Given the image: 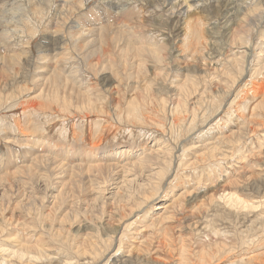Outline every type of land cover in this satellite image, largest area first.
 <instances>
[{"label":"rangeland","instance_id":"1","mask_svg":"<svg viewBox=\"0 0 264 264\" xmlns=\"http://www.w3.org/2000/svg\"><path fill=\"white\" fill-rule=\"evenodd\" d=\"M13 1H21V0H13ZM75 1L76 3L80 2V0L79 1L75 0ZM106 1H110V0H106ZM111 1H113V3L115 4L110 7L106 5L104 0H84V1L81 0V2H85L84 8L82 10H78V12L76 13L77 16L72 17V18H76V20H78L79 22H84V19L89 18V14H93V19H95L94 20L95 24H94V31L91 32V36L86 37L85 40L80 42L82 43V45L79 44L73 46L74 44L70 43L69 47L71 48L68 49V52L70 53L72 52V54L75 53L74 56L76 58L78 57L77 60L80 61L78 63L79 64L81 63L80 64L81 79H79L80 84L74 82V80L71 79V81H67L66 83L67 86L65 89H59L60 98L63 97L67 99L70 103L72 101L71 106H69V104L68 106L67 105L65 106V107H69L67 111L62 109L61 105L63 104L59 103L58 101L56 102L55 100L51 101L52 97L56 94L58 90L59 78L57 77V75L56 77L51 79L47 87L48 95L51 97V99H48L49 100L48 101L47 99L43 100L45 97L44 98L41 97L38 100L40 103H43V108L42 111H38L37 113L40 114L43 113L42 114L43 118L42 116L36 117L31 113L24 114L21 111L15 110L16 108L12 106L13 103L11 102L3 105V106H8V109L0 108V264L26 263V262L22 263L21 261H19L17 257L15 258L13 257L12 254H10L11 249H14V246L16 244L23 245L24 247L30 246L28 247L30 248L29 250L33 251L34 253L36 252V248L40 244L41 246L44 247V249H46L51 254L52 257L61 258L62 260L65 261L69 260L72 264H76L75 263L76 260L78 258L81 259L83 256V249L82 246H80V244L83 242V237L88 236V234L89 235L93 234V238L98 242L99 247L97 246V248L100 251V256L97 258H95L94 256H92V258L89 256L87 257V260L91 258L89 260V264H106V261L108 264L109 263L123 264V259L125 260L132 259L134 261L132 260L131 261L135 264H143V263L144 264H178L177 260L179 258L178 254L180 252H178L179 250L177 251L175 249L180 248L181 235L182 238L187 243V246H189L190 248L189 254L190 257L193 259L192 261H194V259H196V257L201 253H213L214 250L216 251V249L219 248L221 249V256H223V258L221 259V261H214L215 262L214 264H219L221 262L224 263L225 261L224 254H226V252H229V254L226 255L228 256L232 255L231 257H229L228 262L226 263L229 264L230 261H235L234 257L235 256L237 257V255H239L238 253L246 254L251 249L253 250V248L254 250L257 249L256 251H264V247H263L264 245L259 244V240L264 239V155L260 152V151L264 152V144H263L264 126L259 125L258 122L259 120L262 121L261 114H263L264 117V109L263 108L261 110L254 109L253 107L255 102L254 103L252 102L251 106L250 107L247 106L248 108L246 109L240 110L239 108H237L239 109V111L237 109L233 110L235 114L233 113L234 115L232 114L231 116H228V117H233V120L232 118L227 117V119L230 122H228V120L225 121L226 119L225 120L222 119L221 122L224 123L225 121V123L221 124V122H219L218 120L219 118H215L213 125H216L217 123H215V121L217 122L218 120L219 126L216 125V127L214 128L215 132L212 133V135L214 134V136H210L202 139L198 138L200 139L198 141L200 142L199 144L201 145H204L208 141H214V140H216L215 143H217L218 141H221V139L223 140L222 137L227 135L230 136L229 137L230 141L231 140L233 141V143L231 141L230 144L231 143L234 144V145L232 144L231 145L228 144V145L234 147H239L242 145L241 147H239L240 152L242 153L246 152L247 155L250 153L251 154L255 153L259 155V153H261L260 155L261 156L263 155L261 158L260 157L258 158L253 154L252 155L254 156L253 158L252 156L249 157L253 165L252 163H250V161L248 162L249 165L248 164L245 165L244 162H247V161L243 162L245 158L237 159L236 157H233L231 155L229 156V153L227 151H224L226 154H228L223 156L227 160L224 159L223 157H219L222 159L220 160V162L216 161L217 163L216 165L215 164L207 165L209 161L208 160L205 163H203L202 161L197 162L196 164L197 167L195 170L179 169L180 171L179 175L178 174L176 175L175 171L172 170L173 172L171 171L169 173L168 176L169 179L168 178L164 179V182L161 185L162 188L158 189L155 192L154 196L148 193L149 197H147V199H144V193L142 192V189L138 187L137 182L143 185L144 184L148 185L147 183L149 180L148 175L150 172H147L148 170H140L139 167H134V166H128L126 170L124 168L121 169L122 166L120 164H125L124 161L126 160L139 159L142 149L148 146H155L156 143L154 142L155 137L163 138L165 136V140H166L170 135L167 130V127H166L167 132L165 133H162L161 128L158 131L149 129L148 130L149 133L147 135L145 134L142 136L140 135L141 132L140 128L138 129V127H135L134 129L132 128L131 131H128L126 130L127 129L126 125L123 123L122 126L119 125L120 127H122L121 128L122 131L120 129H117L114 132L113 130L110 131L112 133H108L103 128L104 125H106V123L108 122L107 120H105L102 122L103 130L100 135H103V133L105 132L106 134H104V138L101 140V142L97 143L99 137L92 138L94 137L92 135L94 134L97 136L98 132L92 133V135L88 134V136L85 139H84L85 137L84 135L83 138L81 139L80 131H82V129L80 128V125L85 121L83 120L80 121L78 119L72 118L73 119L72 122L71 119L72 116L78 115L74 113L76 109L75 106L77 104L82 105L86 103L88 100L86 94L88 92L87 87H89L90 80L91 83L92 82L94 84L96 83L95 85L92 83L95 86L94 90L92 91V93L95 92L94 93L95 96H93L94 100L98 104L104 102L106 103L105 106L108 107L111 106L110 102L107 101L108 93L106 88H108L109 85H111L112 83L109 81L105 82L104 80H101V82H99V78L101 77L100 72H98V74L96 75L94 72L90 73L91 71L90 69H88L90 68V64H91L90 60H94V61L100 60L99 63L102 61L103 64H107L108 63L107 61L109 59H112V61L115 60L116 63L115 67L116 69L119 68V76H121V73H123L121 77L126 79V80L123 79V83L126 82L131 84L133 90L137 92L139 89L137 84L140 83L141 85L142 83L141 81H143V79H146L143 76L148 74L150 75L151 72L153 74V70H154L153 67L154 63L153 61H151L152 58H150L149 56L145 57V60L148 61L147 67H149V70L147 74L145 73V71H140L141 75L139 79L141 80L138 81L139 79L138 80L136 79L137 83L136 80L134 81V79L138 76H136L137 74L133 73V71L136 72L137 68H139L138 63L141 61L142 58V56L141 58H138L140 57V55L138 54L139 53L138 48L142 45H148L149 47L153 48V46L156 43L157 45L158 43L159 45L160 43H164L163 46L164 47L167 46L166 47L167 51L169 50L168 52L171 53L170 56L172 57V61L170 62V65L166 64L169 67L167 68V66H164V68L166 70L167 69L170 70L174 68L175 71L177 72L176 79L178 80V83L182 84L184 89L191 88L192 82L187 81L186 75L190 73L192 77L195 78L198 77V71H195V67H196L195 64L200 65L198 63L203 61V63L206 62L205 65L215 63V66H217V63L220 64L226 55L233 54L230 52L229 46H227V42L229 43L230 39H228V36L225 35L224 33L225 31L222 28L224 21L223 16L225 15L228 7L231 8L235 6L234 10L237 15L242 10H244V14L246 13L247 15L246 16L247 25L249 24L248 26H250L249 28L252 29V33L254 32L253 34L255 37L252 38L254 42L255 41L257 42L259 39L262 40V38H264V0H255L252 1L251 3H246V0H203L200 1V4L203 2L202 3L203 5L201 4L199 6L195 5L197 3H194L192 5V8H189V10H187L186 8V10H184L186 12H184V16H182L183 19L190 17L189 21L193 22L190 25V27H189V22L185 23V25H180L178 21H174V19L181 17L178 14V9L172 10L173 8L177 7V5L174 4L176 3L177 0H172V1L137 0L136 2H131L130 0H119V3L118 0H111ZM163 1L164 2L167 1V2L164 3ZM243 1L245 2L244 4ZM170 3L173 7L170 5ZM41 5H45L44 3H41V0L39 1L37 0L36 3L34 4L35 8ZM68 8L69 6L65 10L66 13L62 12V16L64 15L69 17L70 13H68L69 10ZM45 10L46 12L43 15L47 16L46 20H48L49 10L47 7L45 8ZM62 10L63 9H60V11ZM53 11L54 10L51 8L50 12L53 13ZM174 15H176V17L174 19H171V17ZM29 18L32 19L31 13L29 14ZM257 22H259V24L261 25H259ZM182 26H184L185 28ZM188 28L192 29V30L189 29L190 33L187 30ZM197 28L201 31V35L204 36L203 47L197 44V40H196L197 38L195 35L197 32ZM65 32H67V29L65 30ZM98 33H100V35ZM131 34H133V36ZM40 36L37 37L33 46H31L33 53L35 55L34 60H37V56H38L37 47L39 46L40 43ZM97 37L98 38L100 37V39H96ZM185 38H187V40ZM260 40L256 43V44L260 43L256 47L258 51H260V48H262L261 47L262 41ZM186 41L187 43L185 44ZM103 42H105V44ZM129 43L134 44V45L132 44L134 47L130 52H128V46L130 45ZM86 44L87 46L93 47L94 50L91 47L89 48L86 46L87 47L86 48L84 46ZM236 44H237L236 46H238L239 44V47H241L240 49H244V47L242 46H245V44H241V43H236ZM96 45L98 47L97 50L99 52L96 50L97 47L95 48ZM103 45H105L104 50L100 49L102 48ZM186 46H188V50L190 52L186 49L187 48ZM192 47L195 48L193 49ZM190 48L193 51L199 49V53H197L199 54V59H195L198 58L196 57V55H194V57L189 56L191 52L194 53L193 51L190 50ZM124 49L125 51H123ZM57 50L54 51L55 53L52 52L53 55L52 58H57L58 56H61L60 53L61 50L60 49ZM84 50H86V52H88L89 50L90 51L93 50V51L88 52V54H86V52L84 53L82 52ZM103 51L107 52V55L110 54V56L104 54ZM27 52L28 54H30L31 50H27ZM174 52L175 54H173ZM90 54H92V56H90ZM85 55H88V57L86 58ZM101 55H103V57H101ZM83 57H85L86 59H84ZM121 57L122 60L120 61ZM124 58H126L125 59L126 64L125 61L123 60ZM200 59L203 60L200 61ZM127 60H129V62ZM123 61L124 63H122ZM41 62L42 61L38 63L40 64ZM132 63L134 64L132 65ZM148 63L152 64V66L150 67V64ZM123 65H125V67ZM215 66L214 64H212L210 69L212 67L215 68ZM21 67H23L21 71V78L18 79V82L20 83L16 84L15 81L11 80L8 81L9 83L8 85L0 87V100L2 101L6 100V98L10 96L11 92L18 87L17 85H25L26 83H31L30 81L31 73L28 70V66L25 64L22 65ZM25 69L27 70V72L25 71ZM5 70H7L8 72ZM109 71L110 69H106L104 74H108ZM69 72L70 69H67V73L65 74H68ZM6 73L7 75L13 74L12 71L9 70V66L7 64H5L4 62H0V75H1L0 80L4 77V75H6ZM127 75H129L131 78ZM132 76L134 79L132 78ZM217 76L221 78L220 73H217ZM176 79L173 80L177 81ZM131 81L135 83H132ZM163 82H165L164 83L165 86L163 83H161L156 87H154L155 95L161 97H167L168 99H171L173 88H170L168 86L171 81H163ZM212 82L215 83L214 80ZM213 85H217V84L215 83ZM33 88L36 89L37 87L34 86ZM38 92L39 91H37L35 94L37 95ZM109 92L114 94L115 91L113 90ZM198 98L199 97H197V95H192V98H190L188 103L190 102L194 103V101H196ZM23 99L24 98H22L21 101H25ZM229 100H231V98ZM258 100H261V96H259V99H257V101ZM28 101H33V98L26 99L24 103H27ZM45 109H48L49 111L47 110L46 112ZM202 109H204V107L200 109L199 114L203 111ZM10 110L12 112H10ZM224 112L222 111V114H224ZM37 113L34 114L36 115ZM237 115L239 116L241 115V118H239V116ZM63 121L65 122L62 124ZM74 123L76 124L77 129L74 126ZM95 123L92 121L91 125L93 126ZM118 124L120 123L118 122ZM247 124H249L250 126L252 125L257 126L256 129L259 130L252 134L248 133L247 128L243 127L244 125L247 126ZM204 127L205 125L201 124V129L198 132V134L200 133L199 136L202 133L206 132L207 128ZM238 127L239 128L242 127L243 130L246 129L244 131L242 130V132L243 135L247 134L246 138L248 140L246 139H245L246 141L242 140L241 143L239 142L241 145L239 144L238 146H235L234 142L237 141L238 143V139H236V135L233 134L234 132H232V130L238 132L239 130ZM197 130H199V127L195 129V131ZM219 133L221 135H219ZM259 134L261 135L259 136ZM184 136L185 134L182 135V137ZM26 137L39 139L40 144L42 145L44 144L43 146L37 144L38 146H41L40 150L49 145L50 147L45 148L44 151L47 150L50 156L52 155L56 156L55 154L57 152V149L56 148L54 149L52 146L57 145L56 147H58V145L61 142L63 144L67 143L70 145L77 143L81 146L82 144L86 145L88 143H91V141H94L96 142L95 144H100L105 148H109L113 145H116L115 147L117 148V150L123 147H125V149L126 148L128 149L129 146H132V149L134 148L133 149L134 154L133 156L132 154L130 155V158L132 159L120 160L118 158L115 160H110L109 162H107V165H105L104 161L103 162L93 161V160L91 161V159L83 161L82 159L80 160L77 158L73 160V162L67 161L69 163V166L70 164L73 165L79 163L84 167L80 169L76 168L77 171H79L77 172L72 168L69 169L70 167L67 166L68 167L67 170H69L70 172L66 170L67 173L64 172L63 174L61 173L60 175L59 170L57 169V165L53 164L52 161L46 162L45 158H43L45 160L40 158L34 159L38 154L41 155V153H43L44 151L39 152V150L31 149L32 151L30 152L32 154L29 153L27 154L24 152L23 146L18 143H21L24 140H26L27 139ZM261 137L263 138L260 139ZM217 138L220 140H218ZM48 140L50 141L49 144L47 143ZM222 145L221 146L223 149L226 144L224 143ZM252 149L254 151H252ZM223 150H226V148H224ZM201 151L204 153L207 152L205 150H201ZM201 151H199L198 153H201ZM196 155L199 154H197L196 152L194 157ZM194 157L193 159H195ZM227 157L231 160H229ZM118 161H120L118 166L121 167L113 166L111 168L110 166H108L111 162H118ZM91 162L92 163L94 162L93 164L100 163V166H97L99 168L93 166L92 169V165H90L92 164ZM32 163H33L32 172H27V169L25 167L31 165ZM200 163L204 165L203 168H205L206 170L203 169V171L205 173L201 170L202 167ZM88 165H90L89 167L90 171L87 170L88 167L86 166ZM209 166H214V168H216L213 169L214 173L213 171H211V169L209 170L208 168ZM23 167L25 169H22ZM152 167H155V165H153ZM18 168L21 169V172H19L20 169ZM84 168L86 170H84ZM45 169L48 170L46 171ZM22 170H24L25 172H23ZM47 172H49L51 175ZM181 173L183 174V176L180 175ZM136 174L139 175L137 176ZM200 174L203 175L202 180L199 179L201 182L198 180ZM230 174L232 177H229ZM209 175H213V178H211V176ZM135 177H137L136 183L130 184V182H128V179ZM174 177L177 178L182 177V178L181 179L178 178L180 181L177 180L174 182L175 183L174 187L172 185V182L169 184L168 188L165 187L167 185V182L173 179L175 180ZM230 179L239 180L236 181L234 185L237 186L240 193L244 194L243 196H245V198L253 200V202L256 205L255 208L249 210L248 209L237 210L236 208L232 207L230 201L210 198V194L215 191L214 189H217L221 184H224L225 182H229ZM122 180L126 182H123ZM198 181L200 184L198 183ZM187 189L189 190L188 192L190 194L187 192L186 195L184 196L180 195V193H183ZM196 190H199L201 194H205L206 197H209L205 199L206 206L200 212L198 211L192 212L193 206L196 204V202L192 203V201L189 200L190 197L188 198V195L191 196L192 193H194L193 191ZM150 191L151 188L149 187L148 192ZM137 192H139V194ZM117 193L119 195H116ZM116 196L118 197L116 198ZM129 198L131 201L129 200ZM138 201L139 202L141 201L143 203L141 205H138L137 204ZM181 204H183V206L181 209H179ZM133 206L134 208H132ZM157 206L161 208H156ZM124 207L128 208L127 209L128 211L123 212L122 209ZM130 208L131 210L133 209L132 210L133 213L130 212ZM165 208H168V210L164 214L163 212ZM117 209L120 212H118ZM110 211L112 212L110 213ZM142 214H144L143 216L144 218L142 217L141 219H138L139 221L135 225H133L128 231L129 236L134 235L132 236L133 238L131 236L128 237L127 235L126 237L127 239H125V241L126 240L127 241L125 244L122 245L123 249H121L119 255L114 257L115 251L117 250L119 244L118 238L121 235V231L118 235V231L120 230V225L124 226L126 223L130 222L132 219L137 218L138 215L140 217ZM158 215L170 216V220L165 219L163 222V220L159 219V221L161 222L157 221L155 225H151L150 219ZM202 216H205L203 220L199 224L193 225L195 222V218H200ZM107 217H109L110 219ZM135 227H137V231H140L141 228L144 229L147 228V229H145V231L142 232L139 237V235L135 232L136 230ZM165 228H168V230L170 231L169 232L167 230V232L170 233L169 235H171V236L168 235V237L171 239V242L170 239H167L169 241L166 242L169 243L167 244L165 242L166 245L165 244L162 245L164 249L159 247L158 249H156L155 247L156 251L157 250L158 251L156 253L152 252L150 254L147 253V251L145 250L141 251L138 249L135 250V248H133L134 253L132 255L131 253L130 255L128 254L129 249L131 247H127V246L137 245L141 247V245H138L137 243L139 242L142 243L141 241H143V239L148 240L147 242L143 243L145 245L148 242H150L151 238L154 236L155 238H153L154 242L152 243V246L153 244L158 245L159 241H155V239L157 237L160 238L162 237V233L166 231ZM121 230L123 231L122 228ZM104 241H107V243H109L110 241L112 242L110 243L111 244L110 249L106 250L105 248L106 245H104ZM257 241L259 246L255 247ZM252 242L255 245L254 244L252 245ZM170 243L171 244L175 243L173 244L175 246V249L174 246L172 245L173 252L170 250L168 246L171 245ZM250 245H252L253 247L249 248ZM100 246L102 248V251ZM3 249H9V251ZM248 255H250V253ZM111 261L114 262L112 263ZM51 262L47 260L46 261L34 260L31 262V264H57L54 261Z\"/></svg>","mask_w":264,"mask_h":264},{"label":"bare ground","instance_id":"2","mask_svg":"<svg viewBox=\"0 0 264 264\" xmlns=\"http://www.w3.org/2000/svg\"><path fill=\"white\" fill-rule=\"evenodd\" d=\"M36 1L37 0H21V1L0 0V62H4L5 64H7L9 66V70L12 71V73H13V74L10 73L11 75H7V73H6V75H4V77L0 80V87L8 85L9 84L8 81H11V80L15 81L16 84L20 83V82H18V79L21 78V71H22V68L24 67V66L21 67L22 65L26 64L28 66L29 72L31 73V78H30L31 83L25 82L26 83L25 85H17L18 87L15 90H13L12 92L10 91L11 94L9 97L6 98V100H4V101L0 100V108L8 109V106H3V105L11 102V103H13L12 106H14L16 108L15 110L21 111L24 114L31 113L32 115H34L36 117H40V116H42L43 113L40 114L37 112L42 111L43 103H40L38 100L41 97H43V98L45 97L43 100L51 99V97L48 95L47 87H48V84L50 83L51 79L56 77V75L59 78L58 90H57L56 94L52 97L51 101L55 100L56 102L58 101L59 103L63 104L61 106H62V109L65 111H67L69 108V107H65L66 105L67 106H68V104H69V106L72 105V101L70 103L67 99H65L63 97L60 98V94H59V89H65L67 86V84H66L67 81H71V79H73L74 82H77L80 84L79 79H81V68H80L81 63L80 64L78 63L80 61L77 60L78 57L76 58L74 56L75 53L72 54V52L71 53L68 52V49L71 48V47H69L70 43L74 44L73 46L79 45V44L82 45V43H80V42L85 40L86 37L91 36V32L94 31V24H95L94 20L95 19H93V14H89V18L84 19V22H79L78 20H76V18H72L74 16H77L76 13L78 12V10H82L84 8L85 2H81V0H80L81 3L80 2L76 3L75 0H41V3H44L45 5H41V6L35 8L34 4L36 3ZM82 1H84V0H82ZM130 1L136 2L137 0H130ZM167 1H172V0H167ZM200 1H203V0H179V1L177 0L176 3L173 2L174 4L177 5V7L173 8L172 10L178 9V14L181 17L174 19L176 17V15H174L171 17V19H174V21H178V23H180V25H185V23L189 22V27H190V25L193 22L189 21L190 17L183 19L182 16H184V12H186L184 10H186V8H187V10H189V8H192V5L194 3H197L195 5H198V6L201 5L203 2L200 4ZM252 1H255V0H246V3H251ZM104 2L106 3L107 6H110V7L115 4L111 0L110 1L104 0ZM104 2H102V3H104ZM166 2H164V3H166ZM118 3H119V0H118ZM244 3L245 2L243 1V4ZM170 5H171V3H170ZM247 5H249V4H247ZM68 6H69L68 13H70L69 17L64 16V15L62 16V12L66 13L65 10ZM46 7L49 10L48 20H46L47 16L43 15L46 12V10H45ZM234 7H231V8L228 7L227 8L226 13L223 16L224 21H223V26H222V28L225 31L224 32L225 35H227L228 39H230L229 43L227 42V46H229V50L233 54L232 55H230V54L226 55L220 64L216 62L217 66H215V63H212L215 66V68L212 67L214 69H212V68L210 69L212 64L205 65L206 62L203 63V61H202L203 59H200V61H202V62L199 61L200 63H198V64H200V65L195 64V66H196L195 71H198V77L197 78L192 77L190 75V73H188L186 75L187 81L192 82L191 88H185L184 89L182 84L178 83V80L176 79V76H177L176 73L177 72L175 71L174 68H172L170 70L167 69L168 71L164 68V66L170 65V62L172 61V57L170 56L171 53L168 52L169 50L167 51L166 45H165L166 47L163 46L164 43H160V45H159V43H158V45L156 43L153 46V48L149 47L148 45H142L138 48V52H139L138 54L140 55V57H138V58H141V56H142V58H141V61L138 59L140 61V62L138 61L139 63L137 62L139 68H137V70L135 69L136 72L133 71V73H136L137 74L136 76H138L135 79L133 78L134 75L132 76L134 81L136 79L137 80L139 79V77L141 75L140 71H145V73L147 74V72L149 70V67H147L148 61L145 60V57L149 56L150 58H152L151 61H153V63H154V65H153L154 70H153V74H152V72L150 73L151 76L149 74H148L149 76L148 75H145L146 77L143 76L146 79H143V81H141L142 82L141 85H140V83L137 84L139 87V89L137 87V89H138L137 92H135L133 90V87L131 86V84L126 83V82L123 83V79H125V78L121 77L123 74L121 72H120L121 76H119V68L116 69L115 60L112 61V59H109L107 61L108 62L107 64H103L102 61L99 63V61H100L99 59H98L99 61L87 59V60L91 61L90 62L91 64L89 63L90 68H88L91 71L90 73L94 72L95 75L98 74V72L101 73V74L99 73L101 76L99 78V82H101V80H104L105 82L109 81L112 83L111 85H109L108 88H106L107 93H108L107 101L110 102L111 106H109V107L105 106L106 103H104V102L98 104L94 100L93 96H95L94 95L95 92L92 93V91L94 90V88H95L94 85L96 83L94 84L92 82L94 84L93 85L91 83V80H90L89 87H87L88 92L86 94V97L88 99L87 102L82 104V105L77 104L75 106L76 109H75L74 113H76L78 115L71 117V119L75 118V119H78L80 121H82V120L85 121L80 125V128L82 129V131H80L81 132V134H80L81 139L83 138L84 135H85V137H84V139H85L88 136V134L92 135V133L98 132V135L96 136L93 134L92 136H94V137H92V138L99 137V140H97V143H99L104 138V134H106V132L112 133V132H110L112 130H113V132L117 129L121 130L122 127H120L119 125L122 126L123 123L126 125V128H127L126 130H128V131H131V129L132 128L134 129L135 127H138V129L140 128V131L144 132V133H141L139 131L140 135H142V136L145 134L147 135L149 133V131H148L149 129L154 130V131L155 130L158 131L160 128L162 130V133H165L168 130V132L170 134L166 140H165V136L163 138L162 137H160V138L155 137V139H154V142H156L155 146H148V147L142 149L139 159L126 160V161H124L125 164H120L122 167L118 166L120 161L111 162L108 165L111 168L113 166L114 167L116 166V167H121V169L124 168L125 170H126V168H128V166L139 167L140 170H148L147 172H150L148 175L149 176V180L147 182L148 185H145V184L143 185V184H140L139 182H137L138 187H140V189H142V192L144 193V199H147V197H149V194L154 196L155 192L158 189L162 188L161 185L164 182V179L168 178L169 173L172 170L175 171L176 175L177 174L179 175V173H180L179 169H183V170L193 169V170H195L197 167L196 166L197 162L202 161L203 163H205L208 160L209 161H208L207 165H209V164L210 165H214V164L216 165L217 164L216 161L220 162V160L222 159L219 157H223L225 155H228L224 151H227L229 153V156L231 155L233 157H236L237 159L238 158L239 159L245 158L243 160V162L247 161V162H244L245 165H247L249 161H250V163H252L249 157H251L253 154H254V156H257L258 158L259 157L261 158L264 155L263 151H260L263 154L262 156L260 155L261 153H259V155H260L259 156L258 154H255V153H253V154L250 153L247 155L246 152L245 153L240 152L239 147L242 146L240 144L241 141L245 140V139L248 140L246 138L247 134L243 135L242 127H240V128L238 127V129H239L238 132L232 130V132H234L233 134L236 135V139H238V143H237V141L234 142L235 146H238L240 144L241 146H239V147L230 146L233 143V141L231 140L232 143L230 144V142H231L229 139L230 136H227V135H225L224 137H222L223 135L220 136L223 138V140L221 139V141H218L217 143H215L216 140H214V141H208L204 145H201V144H199L200 142L198 141V140H200L198 138L202 139V138L214 136V134L212 135V133L215 132L214 128L216 127V125H218V123L221 122L222 119L223 120L226 119L225 121H227L228 120L227 117L231 116L234 113L233 110H236L237 108H239L240 110H243V109L250 107L252 102L253 103L255 102L254 107H253L254 109H260V110L262 108L264 109V38H262V40L259 39L260 41H262V44H261L262 48H260V51H258L256 49V47L260 43L256 44L259 40L257 42L256 41L254 42L252 40V38H254L255 36L253 34L254 32L252 33V29L249 28L250 26H248L249 24L247 25L246 13L244 14V10H242L241 12L239 11L240 13L237 15L235 10H234ZM241 7H243V6H241ZM51 8L54 10L53 13L50 12ZM60 9H63L64 11L63 10L60 11ZM252 11H253V9H252ZM30 13L32 15L33 20L29 18ZM68 23H70V24H68ZM257 23L259 24V22H257ZM259 25H261V24H259ZM182 27H184V26H182ZM66 29H67V32H65ZM189 29H191V28L187 29L190 33ZM126 30H128V29H126ZM124 33H122V34H124ZM189 33H188V35H189ZM215 33H216V31H215ZM98 34L100 35V33H98ZM129 34H130V32H129ZM131 35L133 36V34H131ZM190 35H192V34H190ZM195 35L197 38L196 39L197 44H199L201 47H203L204 36L201 35V31L198 28H197V32ZM38 36H40V43H39V46L37 47V55L38 56H37V60H34L35 55L33 53L31 46H33V44L36 41ZM124 36H123V38H124ZM188 37H191V36H188ZM96 39H100V37L99 38L97 37ZM96 39H94V40H96ZM185 39L187 40V38H185ZM94 40H93V42H94ZM103 43L105 44V42H103ZM121 43H122V41H121ZM186 43H187V41L185 42V44ZM236 43L245 44V46H242V47H244V49H240L241 47H239V44H238V46H236L237 45ZM132 44H130L128 46V52H130L132 50V48L134 47L133 46L134 44L133 45ZM97 45H98V43H97ZM97 45L95 46V48L97 47ZM84 46L86 47L87 44ZM151 46H152V44H151ZM87 47L90 48L91 46H87ZM118 47H120V46H118ZM186 47H187L186 49L188 50V46H186ZM78 48H80V47H78ZM91 48L93 49V47H91ZM57 49L61 50V52H60L61 56H58L57 58H52L53 57L52 52L56 51ZM97 49H98V47L96 48V50ZM100 49L104 50L105 45H103L102 48H100ZM125 49H126V47H125ZM125 49L123 51H125ZM27 50H31V53L28 54ZM63 50H64V52H63ZM79 50H81V49H79ZM86 50H84L82 52L84 53V52H86ZM93 50H91V51H93ZM190 50H191V48H190ZM69 51H71V50H69ZM91 51L89 50L88 52H91ZM191 51H193V50H191ZM57 52H58V50H57ZM88 52H86V54H88ZM193 52L194 53L191 52L189 54V56L194 57V55H196V57H198V58H195V59H199V54H197V53H199V49L194 50ZM103 53L107 55V52L103 51ZM173 54H175V52ZM108 55L110 56V54H108ZM83 56H84V54H83ZM90 56H92V54H90ZM85 57L87 58L88 55H85ZM85 57H83V58L86 59ZM101 57H103V55H101ZM200 58H201V56H200ZM125 59L126 58H124L123 60L125 61V64H126ZM127 59H129V58H127ZM121 60H122V57H121L120 61ZM40 61H42V62L39 64L38 62H40ZM124 61L122 63H124ZM127 61L129 62V60H127ZM133 64L134 63H132V65ZM148 64H150V63H148ZM123 66L125 67V65H123ZM127 66H128V63H127ZM151 66H152V64H150V67ZM168 67L169 66H167V68ZM65 68L70 69V72L68 74H65V73H67V69H65ZM4 69H6V68H4ZM106 69H110L108 74H104ZM5 71H7V70H5ZM25 71L27 72L26 69H25ZM131 71H132V69H131ZM29 72H28V74H29ZM217 73H220L221 78L218 77L219 75L217 76ZM123 76H125V75H123ZM127 76H129V75H127ZM93 77H94V75H93ZM217 78H219V79H217ZM173 79H176L177 81H175ZM137 80H136V83H137ZM140 80L141 79H139L138 81H140ZM213 80L215 81V83L217 85H213V84H215L212 82ZM104 81H102V82H104ZM163 81H171L170 84L168 85L170 88H173L172 94H171V99H168L167 97H161V96L155 95L154 87H156L157 85H159L161 83L164 84L165 82H163ZM95 82H97V81H95ZM241 82H242V84H241ZM132 83H135V82H132ZM34 86H36L37 88L34 89L33 88ZM164 86H165V84H164ZM164 86H162V87H164ZM113 90L115 91L114 94L109 92V91H113ZM37 91H39V92L36 95L35 93ZM217 93L220 95H218ZM192 95H197V97H199V98L196 101H194V103H191V102L188 103L190 98H192ZM259 96H261V100L257 101V99H259ZM22 98H24L23 100H25V101H26V99L33 98V101H28L27 103H24L25 101H21ZM227 98H228V100H227ZM230 98H231V100H229ZM202 107H204V109H202L203 111L199 114L200 109ZM239 109H237V110L239 111ZM45 110L47 112L48 109H45ZM69 110H71V109H69ZM224 110H225V112H224ZM222 111L224 112V114H222ZM244 111H246V110H244ZM10 112H12V111L10 110ZM43 112H45V111H43ZM34 113H37V114L35 115ZM44 114H46V113H44ZM221 114H222V116H221ZM237 116H239V115H237ZM261 117H262V121L259 120L258 122H259V125L264 126L263 114H261ZM42 118H43V116H42ZM215 118H219L218 119L219 122L217 120V122L215 121V123H217V124L213 125ZM228 118H232V120H233V117H228ZM239 118H241V115L239 116ZM105 120L108 121L107 123L104 122V123H106V125H104V127H103L106 130V132L103 133V135H100L102 133V130H103L102 122ZM65 121H63L62 124ZM92 121L94 123L96 121V123L93 126L91 125ZM225 121H224V123H225ZM72 122H73V119H72ZM118 122L120 124H118ZM211 122H213V123H211ZM228 122H230V121L228 120ZM224 123L221 122V124H224ZM60 124H61V121H60ZM201 124L202 125L204 124L205 127L207 128V130L205 133H202L199 136L200 133L198 134V132L201 129ZM43 125H44V123H43ZM59 126H62V125H59ZM74 126L76 127L75 123H74ZM166 127H167V130H166ZM197 127H199V130L195 131V129ZM243 127L247 128V132L251 133V134L254 132H257L259 130V129L258 130L256 129L257 126H254V125L250 126L249 124H247V126L244 125ZM76 129H77V127H76ZM244 130H246V129H244ZM183 134H185L184 137H182ZM219 135H221V134L219 133ZM260 135L261 134H259V136ZM263 137H261L260 139H262ZM214 139H216V138H214ZM77 140H79V139H77ZM189 140L193 141V142H190ZM218 140H220V139H218ZM47 143L49 144L50 141L48 140ZM95 143L96 142L91 141V143H88L86 145L82 144L80 146L77 143L70 145L67 143L63 144L61 142L58 145V147H56L57 145L52 146L54 149L55 148L57 149V152L55 154L56 156H53V155L50 156V154L48 153L47 150L44 151L45 148L50 147L49 145L40 150L41 146L37 145V144H40L39 139L28 137L26 140H24L23 142L18 143V144H21L23 146L24 152L27 154L28 153L32 154L30 151H32L33 149L39 150V152L44 151L43 153H41V155L38 154L34 159L45 158L46 160L45 159H43V160H45L46 162L52 161L53 164L57 165V169L59 170L60 175H61V173L63 174L64 172H66V170L68 168L67 166H69V163L67 161L73 162V160H75L77 158L80 160L82 159L83 161L88 160V159H91V161L92 160L93 161H101V162L104 161L105 165H107V162H109L110 160H115L118 158L120 160L121 159H132V158H130V155L132 154V156H133V154H134V152H133L134 148L132 149V146H129V148H131V149H129V148L125 149V147H123V148H119L117 150V148L115 147L116 145H113L109 148H105L102 145L95 144ZM224 143L226 144L224 147V148H226V150H223L224 148L222 149V146H223L222 144H224ZM228 144H230V145H228ZM40 145H42V144H40ZM232 145H234V144H232ZM201 150H205L207 152L204 153ZM199 151H201V153H198ZM252 151H254V150L252 149ZM196 152L199 155H196L194 157ZM254 156H252V158ZM193 157L195 159H193ZM224 159H226V158H224ZM43 160H41V161H43ZM229 160H231V159H229ZM258 161H261V160H258ZM93 163L90 164V165H92V169H93V166H95L96 168H99L97 166H100V163H97V164H93ZM90 165L86 166V167H88L87 170H89ZM153 165H155V167H152ZM200 165L202 167L201 170L203 171V169H205V168H203L204 165H202V163H200ZM252 165H253V163H252ZM69 167H70L69 169L72 168L73 170L77 171V169L83 168L84 166L78 163V164H73V165L70 164ZM103 167H104V165H103ZM210 167H212V168H210ZM25 168L27 169V172H32L33 163L31 165H28ZM25 168L23 167L22 169H25ZM208 168H209V170L211 169V171H213V169H216V168H214V166H209ZM18 169H20V168H18ZM84 170H86V169L84 168ZM22 171L25 172L24 170H22ZM67 171H69V170H67ZM19 172H21V169L19 170ZM77 172H79V171H77ZM47 173H49V172H47ZM87 173H89V172H87ZM208 173H211V172H208ZM213 173H214V171H213ZM136 175L138 176L139 174H136ZM180 175L183 176L182 173ZM209 176H211V178H213V175H209ZM126 177H127V175H126ZM227 177H228V175H227ZM229 177H232L231 174ZM174 178H175V180L173 179V180L167 182V185L165 187L168 188L169 184L171 182H172V185L174 187L175 186L174 182L181 179L182 177H180V178L178 177L179 179L177 177H174ZM202 178H203V175L200 174L198 180L199 179L202 180ZM73 179H75V178H73ZM136 179H137V177L130 178V179H128V182H130V184L136 183ZM189 179H190V176H189ZM199 181H198V183H199ZM236 181H239V180L238 179H230L229 182H225L224 184H221L217 189H214L215 190L214 192L212 191L213 193L210 192L211 193L210 198L230 201L232 207L236 208L237 210L238 209H248L249 210V209L255 208L256 205L253 202V200L245 198V196H243L244 194L240 193L237 186L234 185ZM123 182H126V181H123ZM149 187L151 188L150 192H148ZM165 190H167V189H165ZM188 191L189 190L187 189L183 193H180V195L184 196V195H186V193ZM203 191H204V189H203ZM193 192L194 193H192L191 196L188 195V198L190 197L189 200L192 201V203L196 202V204L193 206L192 212H195V211L200 212L206 206L205 199H207L209 197H206L205 194H201L199 192V190H196ZM137 193L139 194V192H137ZM116 195H119V194L117 193ZM117 197L118 196H116V198ZM130 198H129V200H130ZM133 198H134V195H133ZM132 201H134V200H132ZM142 203L143 202H141V201L137 202L138 205H141ZM138 205H136V206H138ZM182 206H183V204H181L179 209H181ZM132 208H134V206ZM156 208H161V207L157 206ZM127 209L128 208L124 207L122 209V211L123 212L128 211ZM132 210L130 208L131 213H133ZM167 210H168V208H165L163 213L165 214ZM111 212L112 211H110V213ZM118 212H120V211L118 210ZM110 215H109V217H110ZM143 216H144V214H142L140 217L138 215L137 218L132 219L130 222L126 223L124 226L120 225V230L118 231V235H119L120 231H121V235L118 238L119 244H118L117 250L115 251L114 257L119 255L120 254L119 252L121 251V249H123L122 245L125 244L127 241V240L125 241V239H127L126 237L128 235V231L130 230V228L133 225H135L139 221L138 219H141ZM109 217H107V218H109ZM204 217L205 216H202L200 218H195V222L193 225L199 224L203 220ZM159 219L163 220V222H164L165 219L170 220V216L158 215V216L152 217L150 219L151 220L150 224L155 225V223H157V221L161 222V221H159ZM121 228L123 229V231L121 230ZM135 228H136L135 232L139 235V237H140V234L142 232H144L145 229H147V228H145V229L141 228L140 231H137V227H135ZM165 229H166V231L162 233V237L161 238L157 237L155 239V241H159L158 245L153 244V246H152V243L154 242L153 238H155L153 236L151 238V241L145 245L143 243L147 242L148 241L147 239H145V240L143 239V241H141L142 243L139 242L140 244L137 243L138 245H141V247H139L137 245L136 246L128 245L127 247L132 248V249L128 248L129 249L128 254L130 255V253H131V255H132L134 253L133 248H135V250L136 249L141 250V251L145 250V251H147V253H150V254L152 252L156 253L158 251V250L156 251V249H158V247L163 248L162 245H164L166 241H169L167 239H170L168 237V235L170 234L169 233L170 231L168 230V228H165ZM167 230L169 232H167ZM152 233H154V232H152ZM137 234H135V235H137ZM58 235H59V233H58ZM61 235H62V233H61ZM130 236L132 237L134 235H130ZM130 236L128 235V237H130ZM169 236H171V235H169ZM113 240H115V239H113ZM172 240H173V238H172ZM132 241H133V239H132ZM170 242H171V239H170ZM110 243H112V242L110 241L109 243H107V241H104V245H106L105 246L106 250L110 249V247H111ZM180 243H181L180 248H178V249H175V246L173 245L175 243H172V244L170 243L171 245H168L172 252H173L172 245L174 246L175 250H177V251L179 250L178 252H180V253L178 254L179 258L177 260L178 264H214L215 263L214 261H221V259L223 258V256H221V249L219 248V249H216V251L214 250L213 253H201L196 257V259H194V261H192L193 259L190 257V254H189L190 248H189V246H187V243L182 238V235L180 237ZM253 244L254 243L252 242V245ZM259 244L264 245V239H260ZM259 244L257 241L256 245L255 244L254 245H255V247H258ZM252 245H250L249 248L253 247ZM80 246H82V249H83V256L81 259L78 258L76 260V262H75L76 264H89V260L92 258V256H94L95 258L100 256V251L97 248L98 242L93 238V234L92 235L88 234V236L83 237V242L80 244ZM28 247H30V246H28ZM28 247H24L23 245L16 244L14 246V249H11L10 254H12L13 257H15V258L17 257L19 259V261H21L22 263L26 262L25 264H31V262L34 260H37V261L38 260H40V261H42V260L46 261L47 260L49 262L54 261L57 264H72L67 259H66L67 261H65V260H62L61 258L52 257L51 254L46 249H44V247L41 246L40 244L36 248L35 253L33 251H30L29 250L30 248H28ZM155 247H156V249H155ZM100 248H101V246H100ZM3 250L9 251V249H3ZM224 250H225V248H224ZM256 250H254V248H253V250L251 249L246 254L238 253L239 255H237V257L236 256L234 257L235 261H230L229 264H264V251H256ZM101 251H102V248H101ZM215 252H217V253H215ZM249 253H250V255H248ZM226 254H229V252H226ZM226 254H224V258H225L224 263L221 262L219 264H226L228 262L229 257L232 256V255L228 256ZM171 255H172V253H171ZM88 256L91 258H89L87 260ZM173 256H175V255H173ZM246 256H247V258H246ZM76 258H77V256H76ZM131 260L132 259H127V260L123 259V264H135L132 262L134 260H132V261ZM62 261H63V263H62ZM108 262H109V260H108ZM111 262L113 263L114 261H111ZM106 264H108L107 261H106ZM109 264H111V263H109Z\"/></svg>","mask_w":264,"mask_h":264}]
</instances>
